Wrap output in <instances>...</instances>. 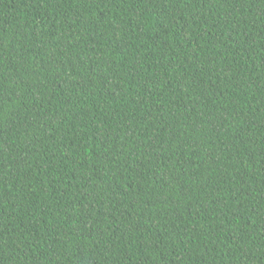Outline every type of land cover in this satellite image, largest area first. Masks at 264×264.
Returning a JSON list of instances; mask_svg holds the SVG:
<instances>
[{"label":"trees","instance_id":"1","mask_svg":"<svg viewBox=\"0 0 264 264\" xmlns=\"http://www.w3.org/2000/svg\"><path fill=\"white\" fill-rule=\"evenodd\" d=\"M0 264H264V0H0Z\"/></svg>","mask_w":264,"mask_h":264}]
</instances>
